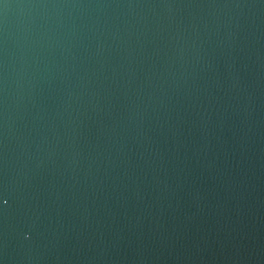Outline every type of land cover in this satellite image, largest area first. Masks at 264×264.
<instances>
[{"label": "water", "instance_id": "1", "mask_svg": "<svg viewBox=\"0 0 264 264\" xmlns=\"http://www.w3.org/2000/svg\"><path fill=\"white\" fill-rule=\"evenodd\" d=\"M0 264H264V0H0Z\"/></svg>", "mask_w": 264, "mask_h": 264}]
</instances>
